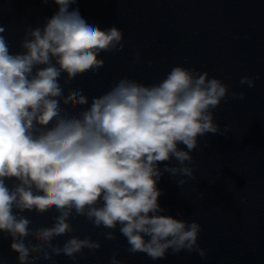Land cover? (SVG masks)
<instances>
[{"label":"clouds","instance_id":"1","mask_svg":"<svg viewBox=\"0 0 264 264\" xmlns=\"http://www.w3.org/2000/svg\"><path fill=\"white\" fill-rule=\"evenodd\" d=\"M53 2L58 11L43 27L25 30L20 52L10 50L0 26V233L11 238L18 264L54 255L76 261L84 249L99 250L100 241L90 234L53 243L73 232L70 220L81 216L107 229L101 235L109 241L118 228L130 255L157 261L171 250L204 258L201 225L162 215L157 184L164 172L197 179L191 153L198 138L230 131L228 125L221 130L213 115L229 86L207 71L176 65L151 85L122 77L91 101L82 89L69 88L65 95L76 77L104 67L101 53L124 50V34L116 26L101 30L88 23L71 8L77 0ZM140 62L138 53L134 63ZM258 78L243 76L239 83L255 88ZM245 98L231 93L233 100ZM162 162L169 163L161 169ZM186 183L176 181L179 188ZM25 211L56 215L51 226L32 228ZM110 264H122L117 253Z\"/></svg>","mask_w":264,"mask_h":264}]
</instances>
